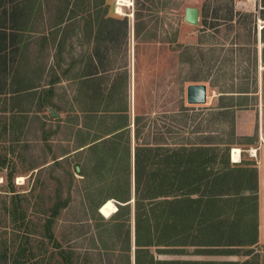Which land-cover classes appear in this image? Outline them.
<instances>
[{"label":"rangeland","instance_id":"obj_1","mask_svg":"<svg viewBox=\"0 0 264 264\" xmlns=\"http://www.w3.org/2000/svg\"><path fill=\"white\" fill-rule=\"evenodd\" d=\"M64 1L0 0V36L10 37L5 51L11 61L10 92H16L18 80L32 79V84L38 80L29 53L31 43L37 41L32 34L49 29L50 19L66 11ZM82 1L88 12L76 10L71 15L99 16L110 30L100 38L101 75L95 78L99 82L93 85L89 78L85 96L78 86L79 108L101 101L100 114L94 111L87 120L92 130L99 128L102 133L109 124L127 123L128 110L122 119L115 116L132 100L135 144L206 143L218 146L222 157L227 143L232 146L230 161L232 149L238 148L243 166L253 170L254 190L244 194L256 204L257 232L251 245L228 247V262L264 264V42L258 36L264 24V0H127L123 6L118 0ZM187 7L199 11L196 26L183 20ZM74 51L78 61L87 65L91 40L83 38ZM39 57L43 60L42 54ZM108 82L112 89L117 86L112 113L105 99ZM189 84L206 85L205 104H187ZM98 89L100 100L89 94ZM119 92L123 97L118 98ZM242 94L247 97H237ZM14 98L18 99L0 95V251L9 248L14 257L10 262L24 251L35 254L29 264L41 259L44 264H57L59 232L54 223L65 202L58 196L76 174V160L53 162L63 150L54 147L53 120L48 113L36 112L38 106L30 107L26 90ZM227 105L234 108H221ZM134 129L125 128L116 140L127 141ZM78 131L86 129L82 126ZM62 137L66 142V134L60 135V141Z\"/></svg>","mask_w":264,"mask_h":264},{"label":"crops","instance_id":"obj_2","mask_svg":"<svg viewBox=\"0 0 264 264\" xmlns=\"http://www.w3.org/2000/svg\"><path fill=\"white\" fill-rule=\"evenodd\" d=\"M70 7L50 19L52 24L48 30L32 34L37 41L31 43L29 53L34 56L31 58L32 73L40 74L39 81L32 84V79H23L14 83L29 88L26 92L30 107L38 106L36 112L48 113L53 120L54 147L57 152L63 147L53 162L63 161L65 164L68 161L70 164L69 161L76 160V174L70 177L58 196L65 202L59 208L54 223V230L59 232L56 247L59 262L56 263L232 264L228 262L226 237L223 239L221 233V218L218 227L212 228V209L206 206L204 189L202 193L193 191L188 194L178 190L186 189L191 181L189 165L197 161L210 163L212 147L218 146L194 142L135 144L132 100L126 110L120 109L115 116L117 120L122 119V113L128 110L127 123L122 125L120 122L113 127L109 124L104 132L100 133L99 128L94 132L87 120L92 119L94 111L100 112L101 101L79 108L78 86L79 93L85 96L87 80L91 78L93 85L99 82L95 78L101 75L100 38L110 34V30L107 28L106 31L104 23L107 21L99 16L85 19L77 14H68ZM85 22H90V30L85 29ZM263 26L258 30L259 37ZM83 38L91 40L87 65L78 61L74 51ZM41 54L43 60L40 61ZM130 61L129 56L128 65ZM113 86L112 89L108 82L105 95L110 113V103L116 102L113 97H116L117 86ZM89 94L100 100L99 89ZM117 94L118 98L123 97L120 92ZM15 96L11 99H17ZM80 109L86 115L84 124L80 122ZM82 126L86 132L78 131ZM125 128L134 129L130 130L127 141L116 140ZM63 133L68 137L66 142L63 137L61 141L59 139ZM149 150L156 152L154 161L158 175L155 194L147 192ZM240 156L241 151L239 161ZM176 167L178 175L175 174ZM179 182L186 187L179 186ZM161 184L166 192L159 191ZM214 211L222 214L220 207ZM60 230L65 232L62 234Z\"/></svg>","mask_w":264,"mask_h":264},{"label":"trees","instance_id":"obj_3","mask_svg":"<svg viewBox=\"0 0 264 264\" xmlns=\"http://www.w3.org/2000/svg\"><path fill=\"white\" fill-rule=\"evenodd\" d=\"M66 1V9L70 7V12L68 14L71 15L72 12L84 11L88 12L85 9L84 1L82 0H65ZM72 11V12H71ZM27 11L25 12V15ZM63 15V14H62ZM264 20V18L262 17ZM85 29H91V24L89 25L87 22L84 23ZM25 25L23 24L22 27ZM22 31L21 29H18ZM9 35L3 33L0 36V95H5L8 97H12L13 95H18L19 92L28 90L25 85H18L16 92L11 91L12 83L8 81L11 77V69L9 64L11 63L10 59L8 60L7 47L9 44ZM261 40L264 42V26L261 30ZM3 62V63H2ZM10 76V77H9ZM10 82V83H9ZM19 80L17 81V83ZM243 93H247V91H243ZM20 95V94H19ZM221 97H229L225 94H221ZM230 97H234V95H230ZM237 97H247L246 95L237 96ZM18 99V98H17ZM223 109H231L234 108L233 105L221 106ZM199 144V143H196ZM225 148L222 150L223 156L219 157V153L221 150L217 147H212L211 151V162L206 161L203 162H195V164L189 165V174L190 182L186 186V189L178 188L181 192H185L186 194L191 193H202L203 189L206 192V206H209L211 210V221L212 228L215 229L218 227L219 218H221V233L223 235V239L226 237L228 247L232 246H249L255 240L257 226H256V204L250 197L249 194H244V192H252L254 190V183L251 181L250 177H252L253 170L250 168H246L243 166L242 160L233 163L230 161V149L232 146L229 144H224ZM221 152V153H222ZM155 153L153 151H148V163L146 165L147 174H148V182H147V192L151 194H155L157 190V182L156 176L158 175V170L155 166ZM151 154L153 155L152 157ZM136 163L138 164V156H135ZM177 163H175L176 166ZM137 169V168H136ZM177 167L175 168V174L177 173ZM193 173V174H192ZM138 172L136 170V176ZM204 180V181H203ZM11 182V180H10ZM179 186L186 187L183 182L177 183ZM165 186H169L165 183ZM164 191L163 184L159 186V191ZM9 192H14L13 183H10ZM166 192V191H164ZM153 198V197H149ZM221 208L222 214H215V209ZM225 211V214H224ZM217 212V211H216ZM239 229V230H237ZM238 231V233H237ZM245 235L246 237H243ZM52 237V236H51ZM57 247V242L55 241V248ZM22 248H19V250ZM9 250V248H8ZM8 250L5 246L4 251H0V259L2 260V264H29L34 259L35 254L33 253H25L24 251H18L15 254L16 260L14 262H10L14 257L8 253ZM27 252V251H26ZM8 255V256H7ZM11 258V259H9ZM52 258V257H51ZM33 264H44L42 259L41 261H35Z\"/></svg>","mask_w":264,"mask_h":264},{"label":"water","instance_id":"obj_4","mask_svg":"<svg viewBox=\"0 0 264 264\" xmlns=\"http://www.w3.org/2000/svg\"><path fill=\"white\" fill-rule=\"evenodd\" d=\"M183 20L186 24L196 26L199 20V11L194 7H187ZM207 99V87L205 84H189L186 87V102L189 105L205 104ZM53 115V112L51 111Z\"/></svg>","mask_w":264,"mask_h":264},{"label":"bare ground","instance_id":"obj_5","mask_svg":"<svg viewBox=\"0 0 264 264\" xmlns=\"http://www.w3.org/2000/svg\"><path fill=\"white\" fill-rule=\"evenodd\" d=\"M125 1H127V0H118V5H120V6L125 5L126 4ZM259 28H261V25ZM252 152H254V150ZM239 153H240V150L238 148L232 149V162H238L239 161ZM21 180H22V178H18V181H21Z\"/></svg>","mask_w":264,"mask_h":264}]
</instances>
